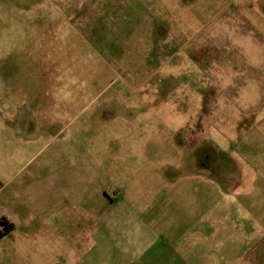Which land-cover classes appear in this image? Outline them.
Segmentation results:
<instances>
[{
    "label": "rangeland",
    "instance_id": "374dc122",
    "mask_svg": "<svg viewBox=\"0 0 264 264\" xmlns=\"http://www.w3.org/2000/svg\"><path fill=\"white\" fill-rule=\"evenodd\" d=\"M2 132L0 264H264V0H0Z\"/></svg>",
    "mask_w": 264,
    "mask_h": 264
},
{
    "label": "crops",
    "instance_id": "0c3cea01",
    "mask_svg": "<svg viewBox=\"0 0 264 264\" xmlns=\"http://www.w3.org/2000/svg\"><path fill=\"white\" fill-rule=\"evenodd\" d=\"M27 129L30 131V126ZM9 130V127L5 128V131L9 132ZM11 131H13L12 127ZM2 133L0 135H4ZM0 139V217L7 218L15 225V229L9 233L11 234L18 229L20 222H24L25 217L23 214L25 211L36 212L41 209L40 203H43L44 192L41 189V186H43L41 180L36 179L31 182L28 176L23 177V173L30 162L29 140H23L22 147H16L13 146L8 133ZM16 178L20 179L15 182ZM55 184H57L56 181H54ZM32 188H34L33 195L30 193ZM52 193L61 194L55 188ZM15 211H18V214ZM18 218L21 219L18 221ZM168 264L182 263L169 262Z\"/></svg>",
    "mask_w": 264,
    "mask_h": 264
},
{
    "label": "trees",
    "instance_id": "16d2710c",
    "mask_svg": "<svg viewBox=\"0 0 264 264\" xmlns=\"http://www.w3.org/2000/svg\"><path fill=\"white\" fill-rule=\"evenodd\" d=\"M15 229V225L5 217H0V239Z\"/></svg>",
    "mask_w": 264,
    "mask_h": 264
}]
</instances>
